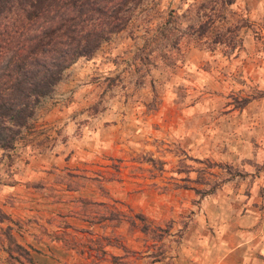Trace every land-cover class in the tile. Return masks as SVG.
Returning a JSON list of instances; mask_svg holds the SVG:
<instances>
[{"label":"rangeland","instance_id":"1","mask_svg":"<svg viewBox=\"0 0 264 264\" xmlns=\"http://www.w3.org/2000/svg\"><path fill=\"white\" fill-rule=\"evenodd\" d=\"M198 1L151 0L149 27ZM230 10L232 50L186 35L145 65L136 27L65 71L35 117L51 147L0 150V264H198L262 229L264 0Z\"/></svg>","mask_w":264,"mask_h":264},{"label":"trees","instance_id":"2","mask_svg":"<svg viewBox=\"0 0 264 264\" xmlns=\"http://www.w3.org/2000/svg\"><path fill=\"white\" fill-rule=\"evenodd\" d=\"M150 1L0 0V150L10 152L19 141L37 153L51 147L48 138L33 140L42 101L70 66L90 59L115 34L136 27L144 36L152 34L143 41L138 57L145 65L157 60L165 67H174L178 45L186 35L211 51L216 45L230 50L239 46L235 33L243 22L225 25L234 16L230 7L235 0L198 1L185 17L168 10L151 28ZM191 11L195 22L183 27ZM26 136L30 139L24 140Z\"/></svg>","mask_w":264,"mask_h":264},{"label":"crops","instance_id":"3","mask_svg":"<svg viewBox=\"0 0 264 264\" xmlns=\"http://www.w3.org/2000/svg\"><path fill=\"white\" fill-rule=\"evenodd\" d=\"M262 213L264 216V209ZM247 234L235 241L216 242L215 256L199 258L198 264H264V225L254 236Z\"/></svg>","mask_w":264,"mask_h":264}]
</instances>
